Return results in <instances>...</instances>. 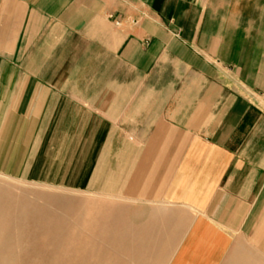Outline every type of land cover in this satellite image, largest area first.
Segmentation results:
<instances>
[{
    "label": "crops",
    "instance_id": "0c3cea01",
    "mask_svg": "<svg viewBox=\"0 0 264 264\" xmlns=\"http://www.w3.org/2000/svg\"><path fill=\"white\" fill-rule=\"evenodd\" d=\"M0 174L142 264H264V0H0Z\"/></svg>",
    "mask_w": 264,
    "mask_h": 264
},
{
    "label": "rangeland",
    "instance_id": "374dc122",
    "mask_svg": "<svg viewBox=\"0 0 264 264\" xmlns=\"http://www.w3.org/2000/svg\"><path fill=\"white\" fill-rule=\"evenodd\" d=\"M58 178H61V181L45 182L33 181L29 177L0 174V196L6 194L8 201V203H3L0 209V264H44L47 259L44 255L49 250L45 235L23 233L19 237L18 248L10 250L7 254L5 253V249L2 247L3 239L7 232L4 223L14 214L11 208L12 203L8 200L9 198H12L15 202L20 201L28 204L29 207L26 208L34 207L39 209L38 214L24 218L29 231L36 232V230H40L39 226L38 228L37 226L33 227L32 222L40 224V227L41 224L48 221L51 224H59V222L67 218V222H70L73 220L70 219L71 216L69 214H72L70 210L74 208L77 212H81L80 224L82 228H72L73 232L79 233L80 238L84 240L85 246L95 242L102 264L108 261L110 258L108 256H114L112 264H142V258L138 259L135 256H128L127 241H116L113 246L109 240H106L111 236L102 234V227H100L99 232L96 210V203L99 201V197H97L95 191H81L78 186L77 188H69L64 185L62 176ZM55 201L59 203L57 204ZM46 203H49V205ZM58 226L65 229V233L72 227L70 223L63 226L59 224ZM8 230L12 231L13 228L10 227ZM95 230H97L96 236L93 233ZM9 236L11 238L14 237L12 234ZM85 254L94 255L92 252H85ZM151 260V258H147L145 263L148 264Z\"/></svg>",
    "mask_w": 264,
    "mask_h": 264
},
{
    "label": "bare ground",
    "instance_id": "6f19581e",
    "mask_svg": "<svg viewBox=\"0 0 264 264\" xmlns=\"http://www.w3.org/2000/svg\"><path fill=\"white\" fill-rule=\"evenodd\" d=\"M10 203H12L11 208L14 214L10 218H6L5 227H6V236L3 239V245L5 249V253H9L10 250H14L18 248L19 237L23 233H27L28 235L32 234H43L45 235V241L49 244V250L44 255L46 257V261L44 264H102L100 260V256L98 255V248L95 242L89 243L88 246L84 245V240H82L79 236V233L73 232L72 228H82L80 224L81 220V212H77L74 208H71L69 214L71 216L70 222H67V218L64 221L59 222V224L66 225L71 224V229L65 233V229L60 228L57 224H51L49 221L44 224H36V222H32L33 227L39 226L40 230H36V232L29 231V227L25 222L24 218L32 217L35 214L39 213V209H35L34 207H29L28 204H24L22 202H15L12 198L8 199ZM8 203L6 194L0 196V209L3 203ZM57 204L58 201H55ZM49 205V203H46ZM69 212V213H70ZM5 219V218H4ZM34 223V224H33ZM31 224V223H30ZM13 228L12 231H9V228ZM96 236L97 230L93 232ZM14 235L11 238L9 235ZM96 241V240H95ZM111 245H113V241L109 239ZM85 252H92L94 255H87ZM7 256V255H6ZM90 257V258H89ZM110 257L108 261H105L104 264H112L114 256ZM8 258V257H7ZM9 259V258H8ZM88 260V262H87ZM35 262V261H33Z\"/></svg>",
    "mask_w": 264,
    "mask_h": 264
}]
</instances>
